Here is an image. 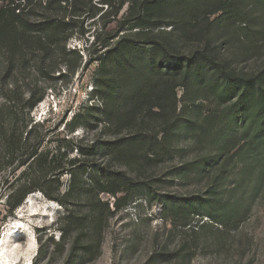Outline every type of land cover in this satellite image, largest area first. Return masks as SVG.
<instances>
[{
    "label": "trees",
    "instance_id": "obj_1",
    "mask_svg": "<svg viewBox=\"0 0 264 264\" xmlns=\"http://www.w3.org/2000/svg\"><path fill=\"white\" fill-rule=\"evenodd\" d=\"M252 7L247 0H0V182L3 172L20 174L4 182L8 212L42 193L67 211L55 243L61 253L70 248L66 264L96 260L109 222L130 205L147 168L175 150L188 95L212 94L225 106L212 129L226 133L223 146L233 144L243 171L264 177V70L240 77L214 35L234 21L254 32ZM74 38L82 50L68 47ZM88 65H96L90 101L62 118L63 134L53 140L51 120L31 115L49 89H65ZM79 130L86 136L75 139ZM204 203L205 216L220 224L235 212Z\"/></svg>",
    "mask_w": 264,
    "mask_h": 264
},
{
    "label": "rangeland",
    "instance_id": "obj_2",
    "mask_svg": "<svg viewBox=\"0 0 264 264\" xmlns=\"http://www.w3.org/2000/svg\"><path fill=\"white\" fill-rule=\"evenodd\" d=\"M250 3L247 0L253 6L249 13L259 19L254 32H245L248 27L234 21L216 27L214 33L221 39L218 51L222 58L243 78L264 70V1ZM116 28L113 24L109 29ZM68 47L82 50L85 43L74 38ZM95 66L81 70L65 89L61 85L49 89L32 113L35 123L51 120L49 138L63 134V127L56 129L64 116L70 118L89 103ZM178 92L182 99L183 88ZM191 97L180 105L185 106L187 124L176 135L175 150L147 168L130 205L109 222L101 255L88 264H264V177L243 171L232 158L233 144L223 146L229 141L222 139L226 133L215 134L212 129L215 123L219 127L225 106L212 94L198 100ZM85 136L84 130L73 135L75 139ZM15 175L3 172V181L13 182L19 171ZM69 179L68 175L62 178L63 192ZM4 182H0V239L6 240L9 229L20 222L31 230L34 240H28L27 231L21 228L17 237L9 239L10 246L19 244L14 256L0 255V264L9 259L16 264H66L70 248L61 253L55 245L62 238L60 219L67 216L66 209L36 192L11 214ZM205 201L221 212H235L227 213L230 218L220 224L205 216Z\"/></svg>",
    "mask_w": 264,
    "mask_h": 264
},
{
    "label": "clouds",
    "instance_id": "obj_3",
    "mask_svg": "<svg viewBox=\"0 0 264 264\" xmlns=\"http://www.w3.org/2000/svg\"><path fill=\"white\" fill-rule=\"evenodd\" d=\"M16 227L24 228L28 233L29 236L28 240H34V235L31 233V230L27 228V226L25 225L13 226V228H10L9 232L6 233L8 239L7 240L0 239V255L11 256L14 253L15 249L19 247V244H15L12 246L9 245V236L10 234L15 232ZM5 264H16V261L15 259H9L8 261L5 262Z\"/></svg>",
    "mask_w": 264,
    "mask_h": 264
},
{
    "label": "bare ground",
    "instance_id": "obj_4",
    "mask_svg": "<svg viewBox=\"0 0 264 264\" xmlns=\"http://www.w3.org/2000/svg\"><path fill=\"white\" fill-rule=\"evenodd\" d=\"M20 225H23V224L20 223V222H18L16 226H20ZM20 229H21L20 227H16V228H15V232L12 233V234H10L9 239H10V238H15V237H17L18 234H19ZM8 232H9V231H8ZM7 239H8V237L6 236V240H7ZM13 254H14V253H13ZM13 254H12L11 256H14ZM11 256H10V257H11ZM8 257H9V256H8ZM8 257H7V259L10 258V257H9V258H8ZM17 259H18V258H17Z\"/></svg>",
    "mask_w": 264,
    "mask_h": 264
}]
</instances>
